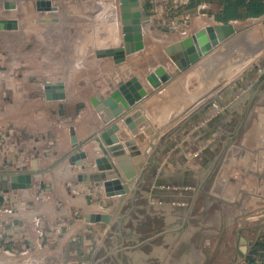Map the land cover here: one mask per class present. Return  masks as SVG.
Masks as SVG:
<instances>
[{
	"label": "crops",
	"instance_id": "0c3cea01",
	"mask_svg": "<svg viewBox=\"0 0 264 264\" xmlns=\"http://www.w3.org/2000/svg\"><path fill=\"white\" fill-rule=\"evenodd\" d=\"M5 1L0 0V21L16 22V26L0 29V174L38 171L33 185L38 180L46 187L41 193L19 189L25 192L21 204L16 197L18 189H0L4 197L0 205V264H65L69 244L82 239L83 234H91L95 240L88 264H120L116 256H107L121 243L119 257L125 264H203L205 259L188 240V233L177 237L179 227L174 219L180 209L186 211L187 202L173 195L188 198L185 193L194 185L189 173L207 164L208 140L229 131L219 125L237 116L240 118L235 120L249 123L250 146L234 162L233 170L226 169L230 175L235 173L229 175L228 187L236 189L249 174L255 180L249 181L255 185V192L249 193L250 204L263 202L264 206V14L220 22L215 13L200 11L204 7L199 4L197 12H188L162 29L158 23L162 9L157 4L166 0H150L155 4L147 10L150 20L143 23L144 48L120 61L116 50L125 46L121 0H51L56 9L49 11H39L37 0H15L13 9L5 8ZM143 1L147 0H140L141 5ZM220 9L219 5L216 13ZM221 25L230 27L227 38L186 69L178 71L175 61H165L168 48L209 26ZM218 67L232 77L217 78L215 83L233 84L226 86V93L220 85L210 95L215 84H210L209 76ZM174 69L178 72L170 84L140 109L153 130L165 128L168 149H159L158 139L152 154L145 153L151 136L138 140L137 147L146 156L130 157L140 169L135 175L137 182L126 194H116L109 173L114 172L121 184L127 185L123 171L114 158L111 170H100L96 164L109 147L100 136L112 121L104 110H97V96L109 97L132 76L146 90H153L145 75L163 70L173 75ZM58 83L64 85L66 98L49 100L46 89ZM160 105L168 107L157 117L155 109ZM226 105L232 110H225ZM191 106H195L192 112L184 114ZM194 114L199 117L179 128L186 115L190 119ZM176 116L182 117L176 121ZM126 128L117 132L120 144L129 139ZM73 136L82 143L80 151L87 154L83 165L69 161L75 150ZM123 150L129 154L127 147ZM140 199L155 207L150 216L169 219L164 230L170 231L134 247L148 238L130 242L139 235L138 228L126 227L130 211L140 208ZM160 205L167 212H160ZM172 205L179 211L170 210ZM93 216L96 221H91ZM104 216L111 220L104 221ZM258 216L264 217V211Z\"/></svg>",
	"mask_w": 264,
	"mask_h": 264
},
{
	"label": "rangeland",
	"instance_id": "374dc122",
	"mask_svg": "<svg viewBox=\"0 0 264 264\" xmlns=\"http://www.w3.org/2000/svg\"><path fill=\"white\" fill-rule=\"evenodd\" d=\"M153 4H155V2L152 3L150 0L142 2V5L143 7H145L146 11L151 10L153 8ZM199 4H202L201 6L204 7H201L200 11L207 14H213L216 13L217 9L219 8L220 2L219 0L161 1L159 4H157V8L162 9V15L159 16V27L163 29L170 25V21H173L174 19L181 20L186 16V14H188V12H197ZM167 53L169 55H167V59L165 61L169 62L170 64V60L172 59V57L170 58V56L175 54L176 51ZM180 70L183 69H179L178 71ZM163 71V73H157V77L160 81L158 87H153V84L147 78L155 72L152 71L149 74L145 75L148 84L152 86L153 90H147L148 95L135 104L137 108H133L134 106H131L124 112L132 115L133 113L139 111L140 115L144 117V120L137 123L136 125V129L138 130L137 133H133L128 127L126 129L129 139H135L137 141L135 145L137 150H139L137 147L138 140L144 141L146 135L151 136L149 139V143L144 148L149 149V154H152V150L154 149V145L156 144L158 139L160 144H157V147L163 150L168 149V143L166 141V136L168 135V133L165 135L166 132H163L165 128L161 127L156 131L153 130L149 125L150 123L148 119L143 115V111L140 110L141 108H144V104L154 93L160 91L162 92L165 89L164 87L170 84L171 80L175 78L178 72L175 70L173 75H171L168 70ZM212 72L214 73L210 74L209 76V78H211L210 84H215L216 86L214 85V88H211V90L208 91L210 95H212L213 92L216 93L220 85H223V87L226 88V86L233 84H230V82L228 81H218L217 83H215L214 80H216L217 78H219L220 80L221 78H231L232 76H228L229 74L223 72V69H220L219 67L216 71L217 73L214 70ZM114 91H116V88ZM227 91L228 88H226L225 90L222 89L221 92L226 93ZM166 107L168 106L160 105L158 108H156L155 111L159 113L157 115L155 114V116L161 117L163 115L161 114V112L164 113ZM232 108L233 107L230 105H226L224 107L225 110H232ZM188 111L192 112V108H189L186 112ZM186 112H184V114ZM182 116H176V121ZM119 117L120 116H117L111 119L112 121H109L108 126L110 127L113 123H123V117H121L122 119H119ZM188 117L189 116L186 115L184 121L180 123L179 128L185 126L187 122L195 121V119L199 117V115L194 114L190 116V119ZM236 118L240 117H234L232 118V120L222 122L219 125L221 126L220 129L223 130V128H225L229 130L227 131L228 133H224V131H221L220 135L217 134L208 140V145L205 148V155H207L208 157L209 165L207 167L210 169L207 171V169H205L204 167H195V170H193L194 172L190 174V178H193L194 180V185L191 190L185 193V195L188 197L187 199H185L187 202H185L187 205L186 211L184 208L183 210L180 209L181 212L179 211L177 213V217L174 219V224L180 228L178 230L177 237L181 238L186 232L188 233L186 234L188 240L191 241V243H193L196 248H199V252H201V255L205 259L203 264H264V249L258 250L259 254L252 257V252L255 249V245L257 243L264 242V217L260 218L258 216V213L260 211H264V206L261 207L263 202H260L257 205L258 207L255 206V204H250L251 198L249 196V193L255 192V185L250 184V182L248 180H245L244 177L242 182H239L238 187L236 186V189L234 187H228L230 185V179H228L230 172H227L226 169L231 168L233 170L234 162L238 160V157L241 153L247 152L250 146V138L247 135L249 123L240 121V119L235 120ZM122 125V129H125V124L123 123ZM168 127L169 125H166V128ZM234 130H238L236 134L234 133ZM229 135L230 137L228 138ZM140 151L141 156V154L143 153L142 150ZM138 156H136L135 158H137ZM151 161L153 162V159ZM151 161L150 164H152ZM213 162L214 167L212 166ZM150 164L147 166H150ZM208 172L209 176H207L206 180L203 181V175ZM247 172L250 173V171L248 170ZM177 174H180L179 171ZM230 176H235L234 171H232ZM201 183L203 184L201 185ZM45 187V185H41L37 180L33 186L28 187V190L37 189L39 193H41L44 192ZM0 189L3 190V188L1 187ZM165 192H167V190H165ZM24 193L25 192L23 191H19V189L16 192V197L19 204H21L23 201L21 197ZM0 196L3 198L2 200H0V205H2L4 203V197L1 194ZM140 200L141 202L138 203V205H140V208L138 210L134 211L135 207L133 209L132 206L130 207L132 210L130 211V218L127 222L126 227L135 226L138 228L139 233V235H136V238L130 239V242L141 241L147 237H152L155 232L157 233L164 231L165 227H167L169 224V219L167 220L164 217L161 218L159 216H156L155 218L150 216L154 213L153 209L155 207L148 205L143 199ZM160 206L161 207H158L160 212H167L166 207H164L163 205ZM169 209H172L176 212V208L174 205H172ZM157 214H159V212ZM186 214H188L189 216L185 220ZM118 237L119 236H116L115 238L118 239ZM163 241L165 240H162V242ZM240 246L242 248H240ZM94 248L95 240L93 239V236L91 234H83L82 239H76L71 242V244H69L68 256L66 257L67 260H63V263L88 264L92 261L91 258H93L92 253ZM240 254H243V256ZM240 260L242 261L240 262ZM48 264H54V262H49Z\"/></svg>",
	"mask_w": 264,
	"mask_h": 264
},
{
	"label": "water",
	"instance_id": "95a60500",
	"mask_svg": "<svg viewBox=\"0 0 264 264\" xmlns=\"http://www.w3.org/2000/svg\"><path fill=\"white\" fill-rule=\"evenodd\" d=\"M121 2L123 8L122 22L123 31L125 32V48L116 50L117 54H121L120 56H122L123 53L131 54L144 48L142 33L143 23L150 20L151 18V16L148 15L147 11L142 9L139 0H121ZM36 4L39 11H49L56 9V7L52 5L51 0H37ZM4 6L7 9H13L16 8L17 2L15 0H6L4 2ZM13 24L14 26H16V22L0 21V29H11L13 28ZM229 32L230 27L228 25L215 27L209 26L206 29L198 31L193 36L176 43L167 51L169 53H171L172 51H176L175 54L171 55L172 59L175 61L179 69H186L188 66L196 62L203 53L207 52L212 47H215L220 42L224 41L229 35ZM147 78L154 87L159 86L160 81L156 73H152ZM147 95L148 91L142 86L137 77L133 76L126 82L119 84L118 90L114 91L109 97L102 99L100 96H97L98 101L101 102L100 107L98 108L103 109L106 106H111V108L113 109V113L107 115V119L111 120L117 116H120L119 119L123 117V123L133 133H137L138 130L136 129V125L137 123L143 121L144 117L140 115L139 111L133 113L132 115L124 112L131 106H134L133 108H137L135 104L141 101ZM46 96L49 100L65 99L66 91L64 85L62 83H58L54 88L48 87L46 89ZM123 123H113L110 127L105 128L102 131L100 138L102 139L104 146L109 147L108 149H105L104 157L96 159L97 168L100 170H111L114 168L111 158H114V160L117 162L118 166L121 168L125 175L127 185H122L121 183H123V181L118 180V175H116L114 172L109 173L110 175L108 178L112 179V189L114 190V193L122 195L128 192L130 185H135L137 182V180H135L137 167L132 164V160L130 159V157H136L141 153L135 147L137 143L135 139H127L125 144H120L117 132L123 128ZM109 134L113 135L107 137ZM73 143V147L75 148V150L70 155L69 161L73 165H83V159L87 157V154L83 151H80L82 143H77V139L75 136H73ZM124 147H128V151L130 154H127L123 150ZM38 173V171L8 174L1 173L0 187L4 190H8L10 188L24 189L31 187L33 186V177ZM203 176V181H205L207 176H209V172L204 174ZM245 178L252 183L255 182V180L251 178L249 174H247ZM172 182H174V180H172ZM202 184L203 183H201V185ZM187 216L188 214L185 215V220ZM102 219H104V221H110L111 217L104 216L102 217ZM96 220L97 218H95L94 216L91 218V221ZM179 229L180 228H178V230ZM169 231V229L164 230L156 235H153L152 237H148L147 239L141 241L139 245H136L134 247H139L140 245L147 243L155 239L159 235H162ZM122 245L123 244L121 243L119 246H116L113 250V254H115L120 264H125L119 257V252L123 250Z\"/></svg>",
	"mask_w": 264,
	"mask_h": 264
},
{
	"label": "trees",
	"instance_id": "16d2710c",
	"mask_svg": "<svg viewBox=\"0 0 264 264\" xmlns=\"http://www.w3.org/2000/svg\"><path fill=\"white\" fill-rule=\"evenodd\" d=\"M221 9L215 13V19L220 22L243 20L249 17H259L264 14V0H219ZM3 198L0 196V200ZM264 249V242L257 243L252 257L258 255V250Z\"/></svg>",
	"mask_w": 264,
	"mask_h": 264
},
{
	"label": "bare ground",
	"instance_id": "6f19581e",
	"mask_svg": "<svg viewBox=\"0 0 264 264\" xmlns=\"http://www.w3.org/2000/svg\"><path fill=\"white\" fill-rule=\"evenodd\" d=\"M123 23V22H122ZM124 48H125V46H124ZM168 50V49H167ZM134 53V52H133ZM132 54V53H131ZM127 55H129V54H122V56H120V57H118L119 59H120V61H123V60H126V56ZM154 87V86H153ZM98 101V100H97ZM96 103V102H95ZM100 104H101V102L100 101H98V104L96 103V108H97V110L98 111H102V110H104V112L107 114V115H109L110 113H113V109L111 108V106H106L105 108H103V109H100V108H98V107H100ZM195 106H191V107H189V108H194ZM109 109V110H108ZM209 109V108H208ZM186 112V111H185ZM188 114V113H187ZM216 121V120H215ZM109 127V126H108ZM124 127L126 128L127 126H125L124 125ZM131 136V135H130ZM123 140V139H122ZM121 141V139H120V137H119V142ZM127 140H125V141H123V144H125V142H126ZM128 148V147H127ZM148 150L149 149H146L145 150V153H147L148 152ZM150 150H151V148H150ZM143 153V152H142ZM145 153H143V155H145ZM146 156V155H145ZM133 158V157H132ZM141 159V158H140ZM135 161V160H134ZM139 161V160H138ZM208 161V160H207ZM152 162V161H151ZM210 163V162H209ZM209 164H208V162H207V164H206V162H205V164H203V166L204 167H207ZM212 165V164H211ZM213 167H214V162H213V165H212ZM136 167V166H135ZM142 167V166H141ZM213 169V168H212ZM209 170V169H208ZM137 171H140V169L139 170H136V172ZM152 171V170H151ZM189 174H191V173H189ZM203 174V173H202ZM136 175V174H135ZM257 175V174H256ZM173 196H175L176 197V199L177 200H180L181 202H182V200H185V199H187V198H185V196L182 194V195H179L178 193L177 194H175V195H173ZM179 201V202H180ZM189 216V215H188ZM188 216H187V218H188ZM186 218V219H187Z\"/></svg>",
	"mask_w": 264,
	"mask_h": 264
},
{
	"label": "flooded vegetation",
	"instance_id": "af4514ba",
	"mask_svg": "<svg viewBox=\"0 0 264 264\" xmlns=\"http://www.w3.org/2000/svg\"><path fill=\"white\" fill-rule=\"evenodd\" d=\"M176 211H179V210L176 209ZM119 256H120V253H119ZM108 257H113V258H115V254H113V250H111V251L108 253L107 258H108Z\"/></svg>",
	"mask_w": 264,
	"mask_h": 264
}]
</instances>
